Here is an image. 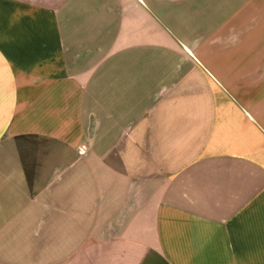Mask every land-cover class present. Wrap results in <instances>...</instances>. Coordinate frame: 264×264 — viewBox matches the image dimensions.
Returning a JSON list of instances; mask_svg holds the SVG:
<instances>
[{
  "label": "crops",
  "instance_id": "0c3cea01",
  "mask_svg": "<svg viewBox=\"0 0 264 264\" xmlns=\"http://www.w3.org/2000/svg\"><path fill=\"white\" fill-rule=\"evenodd\" d=\"M0 264H264V0H0Z\"/></svg>",
  "mask_w": 264,
  "mask_h": 264
},
{
  "label": "built area",
  "instance_id": "2783aa9c",
  "mask_svg": "<svg viewBox=\"0 0 264 264\" xmlns=\"http://www.w3.org/2000/svg\"><path fill=\"white\" fill-rule=\"evenodd\" d=\"M82 150H84V149L82 148Z\"/></svg>",
  "mask_w": 264,
  "mask_h": 264
}]
</instances>
